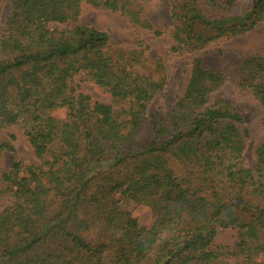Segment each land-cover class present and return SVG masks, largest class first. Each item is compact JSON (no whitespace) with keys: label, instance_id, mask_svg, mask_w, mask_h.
Segmentation results:
<instances>
[{"label":"trees","instance_id":"trees-1","mask_svg":"<svg viewBox=\"0 0 264 264\" xmlns=\"http://www.w3.org/2000/svg\"><path fill=\"white\" fill-rule=\"evenodd\" d=\"M151 1L0 0V10L10 4L0 32V157L14 154L0 167V264H264V55L240 54L224 70L194 58L182 94L149 114L167 64L154 63L156 76L140 72V44L117 51L107 32L79 23L89 2L184 55L252 31L264 0L240 12L239 0H168L165 30L146 15ZM79 75L111 103L77 92ZM228 81L261 108L253 168L243 116L214 96ZM61 109L64 118L54 115ZM9 126L37 164L1 137ZM121 200L148 206L152 223L140 225ZM228 228L234 244L215 246Z\"/></svg>","mask_w":264,"mask_h":264},{"label":"rangeland","instance_id":"rangeland-1","mask_svg":"<svg viewBox=\"0 0 264 264\" xmlns=\"http://www.w3.org/2000/svg\"><path fill=\"white\" fill-rule=\"evenodd\" d=\"M248 0H239L236 6L238 12L248 8ZM10 14V4L5 3L0 10V32L7 16ZM146 15L154 27L165 30L170 23L168 0H153L148 3ZM79 23L101 29L110 35V41L117 51L131 53L138 51V44L144 49V59L136 65V69L145 74L156 76L154 63L161 61L169 68L168 83L164 92L155 98L149 106V114L158 112L168 102L176 100L184 91L187 84L192 61L196 57H202L206 64L224 70L228 64L236 60L240 54L257 53L264 55V21L258 24L249 33L217 41L210 44L202 51L187 53L184 55L169 54L167 39L164 36L155 37L149 32L141 30L137 25L131 23L129 18L109 10L94 7L89 2H83ZM51 27L62 29L65 26L53 24ZM138 41V43H137ZM221 52V53H219ZM77 92H84L94 99L110 104L111 97L94 83L86 80L83 75L75 78ZM215 97L230 102L243 116L244 126L250 132L247 147L244 153L247 167L253 168L255 158L253 149L259 137V124L261 120V108L258 102L248 93L240 91L231 82H226L215 94ZM65 110L61 109L54 113L58 118H64ZM3 139L9 140L13 145L16 154L23 159L24 163H38L34 150L28 139L14 126L5 128L1 134ZM14 154L5 151L0 157V167L7 169L12 162ZM102 168V167H99ZM120 208L123 211L131 212L140 225L149 226L152 223L151 209L144 205L130 200H121ZM237 232L235 229L220 230L214 240L215 246H232L236 240Z\"/></svg>","mask_w":264,"mask_h":264}]
</instances>
